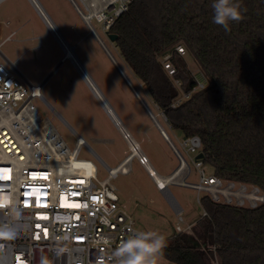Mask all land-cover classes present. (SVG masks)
<instances>
[{
    "label": "trees",
    "instance_id": "obj_1",
    "mask_svg": "<svg viewBox=\"0 0 264 264\" xmlns=\"http://www.w3.org/2000/svg\"><path fill=\"white\" fill-rule=\"evenodd\" d=\"M213 0H133L108 34L148 100L182 138L201 141L202 163L223 181L264 194V0H242L230 31L213 23ZM181 44L209 86L171 108L178 91L159 58L170 61L184 92L196 81L174 48ZM147 104V102H145ZM148 105V104H147ZM149 106V105H148ZM168 133V132H167ZM205 216L167 238L175 264H264V204L251 209L201 200Z\"/></svg>",
    "mask_w": 264,
    "mask_h": 264
},
{
    "label": "built area",
    "instance_id": "obj_2",
    "mask_svg": "<svg viewBox=\"0 0 264 264\" xmlns=\"http://www.w3.org/2000/svg\"><path fill=\"white\" fill-rule=\"evenodd\" d=\"M3 1L0 0V4ZM70 2L93 35H97L92 28V21L108 33L115 20L128 10L133 0ZM9 25V22L5 23V26ZM14 34L11 32L3 42L10 40ZM174 51L181 56L186 53L181 44ZM170 58L171 53H167L159 60L178 91L171 103V108L175 109L194 93L205 89L206 85L196 82L197 85L190 92L182 91L181 82L174 78L176 70ZM10 64L13 65L0 51V176L9 177L0 179V202H10L22 209L26 233L8 244L7 254H0V264H68L69 258L72 264H109L111 250L131 235L128 228L141 230L119 204L117 188L112 181L121 173L113 172L114 167L103 161L66 124L76 139L74 147L70 148L51 122L43 118L32 103L33 99L38 98L54 110L42 96L43 82L35 85L24 76L25 79H22ZM179 144L187 155H194L191 162L199 175V183L186 182L190 168L180 150L175 147L178 150L177 154L174 152L178 167L187 169L179 183L181 186L208 194L216 204L230 205L234 198L239 201L236 197L238 192L234 191V182L223 181L212 173L206 175L205 165L201 159H196L201 152L199 137L182 138ZM81 149H85L99 163L106 172L105 177L99 176L93 160L80 157ZM132 154L154 181L149 171V166L152 167L149 158L137 144ZM226 182L227 187H223ZM253 188L255 194L261 193L257 187ZM246 190L242 188L239 193L244 195ZM257 197L249 208L264 204V194ZM196 200L201 206L198 195ZM166 201L177 215H181L182 209L177 203L178 208H175ZM240 202L235 206H243L244 201ZM76 204L80 207L66 206ZM205 215L203 211L202 216ZM3 219L4 216L0 215V220ZM179 222H182L181 217ZM189 226L183 229L177 226L176 233L185 234ZM105 241L109 243L105 244ZM60 248H67L68 251L60 253Z\"/></svg>",
    "mask_w": 264,
    "mask_h": 264
},
{
    "label": "rangeland",
    "instance_id": "obj_3",
    "mask_svg": "<svg viewBox=\"0 0 264 264\" xmlns=\"http://www.w3.org/2000/svg\"><path fill=\"white\" fill-rule=\"evenodd\" d=\"M39 1L45 13L49 15L47 16L66 37L70 47L74 46L75 56L102 91L125 128L136 136L141 130L137 123V115H134L136 113L129 107L132 98L128 96V86L123 84L121 79L130 86L131 91L135 90L139 93V98L144 105L147 102L149 105H145L147 112L155 117L166 134L168 132L174 146L184 156L190 168V175L186 182L199 183V175L191 162L194 155H187L180 147L181 133L170 129L159 109L148 100L143 86L124 63L115 44L108 39L107 33L103 32L95 21L91 22L94 32L113 55L127 81L113 64L107 51L89 32L90 29L88 30L87 26L80 23V16L69 0ZM6 22L10 25L5 26ZM12 31H16L12 38L3 42ZM0 51L27 80L35 85L42 83L64 57L61 45L28 0H5L0 4ZM182 57L195 81L208 87L209 80L204 76L194 58L187 51ZM133 86L135 89H132ZM41 93L54 110L38 98L32 101L34 107L43 118L51 122L70 148L74 147L76 139L66 124L75 130L110 167H117L132 154L130 143L107 116L76 67L69 60H65L44 83ZM139 144L158 175L169 176L178 166L176 154L166 144L150 145L145 139ZM80 157L93 160L99 176H106V172L85 149L80 150ZM126 170V173L119 174L112 183L117 188L119 204L135 220L141 230H157L166 238H170L177 232V226L183 229L187 225L194 224L202 215L204 210L197 203L196 197L198 195L199 199L203 200L207 194L197 193L194 189L179 184L187 173V169L183 170L174 183L168 185V192L172 194V198L182 209L181 215L173 211L165 199L164 192L157 189L154 181L138 164L135 157H132ZM204 170L206 175L212 173L208 166H205ZM223 187H227V182ZM242 188L247 189L244 195L239 193ZM254 189L252 186L235 183L234 191L238 192L236 197L239 201L234 198L230 205L235 206L243 200L244 204L241 207L249 208L250 203L255 201L253 197L259 198L257 196L262 195L261 193L255 194ZM180 217L181 223L179 222ZM161 264L175 263L163 258Z\"/></svg>",
    "mask_w": 264,
    "mask_h": 264
},
{
    "label": "clouds",
    "instance_id": "obj_4",
    "mask_svg": "<svg viewBox=\"0 0 264 264\" xmlns=\"http://www.w3.org/2000/svg\"><path fill=\"white\" fill-rule=\"evenodd\" d=\"M212 9L213 23L222 26L226 32L231 30L230 22L243 20L247 11L243 8L242 0H213ZM0 215L4 216L0 220V254L6 255L8 244L26 233L25 221L22 209L10 202H0ZM128 231L131 235L111 250L109 264H161L167 248L166 236L157 230H137L129 227ZM108 243L105 241V244ZM66 251L67 248L59 249L60 253ZM68 264H72L71 258Z\"/></svg>",
    "mask_w": 264,
    "mask_h": 264
},
{
    "label": "bare ground",
    "instance_id": "obj_5",
    "mask_svg": "<svg viewBox=\"0 0 264 264\" xmlns=\"http://www.w3.org/2000/svg\"><path fill=\"white\" fill-rule=\"evenodd\" d=\"M29 1L33 5V7L36 9V11L40 15V17L42 18L44 23L50 29L52 34L55 36V38L57 39L59 44L61 45V47H62V49L64 51V57H66V60H69L76 67L77 71L79 72L81 77L84 79L85 83L87 84L89 89L92 91L93 95L95 96L97 101L100 103V105L104 109V111L107 114V116L114 123V125L123 133L125 131V129L123 128V126L121 124V121L119 120L118 116L115 114L114 109L111 108V106H110L109 102L107 101V99L105 98V96L102 94V92L99 90V88L94 84V82L92 81V78L89 76V74L83 68L81 63L78 61L77 57L73 54L72 48L67 43L63 42L60 39V36H59V33H58L57 29L54 27V24L49 19V17L46 15V13L44 12V9L41 7L39 2L37 0H29ZM94 36L96 37L98 42H102V40L98 37V35H94ZM103 47L107 51L108 56L112 60L113 64L118 68L119 72H123L121 70V68L119 67L118 63L115 61L113 55L110 54V52L106 49L104 44H103ZM131 147H132V150H133L134 149V145L133 146L131 145ZM129 162H130L129 159L124 160L120 165H118L117 167L112 168L113 172L126 173V171H127L126 168H127L128 164H129ZM184 169L185 168L183 166H181L176 171V173L173 176L170 177V175L169 176H160V175H158L154 171V169L149 166L150 175H152V177L154 178V181H155L156 185L158 186L159 189H161V191L164 192V194L166 195V199L175 208H177V205H176V202L174 201V199L172 198V196L170 195V193L168 192V185L171 184V183H174L175 180L182 174ZM161 184L163 185V187H161ZM253 199L256 200L255 197H253ZM190 227L191 226H189L188 229H190ZM188 229H186V230H188Z\"/></svg>",
    "mask_w": 264,
    "mask_h": 264
},
{
    "label": "crops",
    "instance_id": "obj_6",
    "mask_svg": "<svg viewBox=\"0 0 264 264\" xmlns=\"http://www.w3.org/2000/svg\"><path fill=\"white\" fill-rule=\"evenodd\" d=\"M29 1V0H28ZM38 2H39V4L41 5V7L44 9V7L42 6V4L40 3V1L39 0H37ZM30 2V1H29ZM69 2H70V0H69ZM71 3V2H70ZM72 4V3H71ZM32 5V4H31ZM33 6V5H32ZM73 6V5H72ZM74 8V7H73ZM74 10H75V8H74ZM44 12H46L45 11V9H44ZM77 13V12H76ZM78 14V13H77ZM39 15V14H38ZM46 15H48L47 13H46ZM49 16V15H48ZM49 19H51L50 17H49ZM79 19H80V23L81 24H83V25H85L84 24V22L82 21V19L79 17ZM53 22V21H52ZM53 24L55 25V23L53 22ZM47 26V25H46ZM86 26V25H85ZM56 29H58L57 28V26L55 25L54 26ZM88 28V27H87ZM50 30V29H49ZM88 30H89V28H88ZM58 31V33H59V36H60V39L63 41V42H65V43H67L68 44V41H67V39H66V37L59 31V29L57 30ZM12 32H16V31H12ZM89 32L91 33V34H93L90 30H89ZM63 38V39H62ZM94 38H95V36H94ZM96 39V38H95ZM65 40V41H64ZM100 43V45H101V47H103V43L102 42H99ZM98 43V44H99ZM69 45V44H68ZM70 46V45H69ZM72 47V52H73V54L75 55V52H74V46H71ZM100 47V48H101ZM104 48V47H103ZM105 49V48H104ZM102 50V49H101ZM78 59V58H77ZM78 61H79V59H78ZM80 62V61H79ZM81 63V62H80ZM81 65H82V63H81ZM83 66V65H82ZM83 68H84V66H83ZM85 69V68H84ZM86 70V69H85ZM86 72L88 73V71L86 70ZM89 74V73H88ZM89 76H90V74H89ZM91 77V76H90ZM92 78V77H91ZM92 81H94V80H92ZM121 81L123 82V84H125L126 86H128V89H129V93H128V96L130 97V98H132L131 99V103H130V106L129 107H131V110L133 109V112L134 113H136V114H134V115H137L136 116V119L138 120V124L140 125V127H141V130H140V132H139V134L136 136V135H134L132 132H130L128 129H126L125 128V126H124V124H122V122H121V124H122V126H123V128L125 129V131L129 134V136L131 137V139L134 141V143L135 144H137L138 146H139V148H141L142 149V147L140 146V142L142 141V140H147V141H149V144L150 145H158V144H166V146L173 152V149H172V147H171V145H170V143H169V141L173 144V142L171 141V139H170V137H169V134L167 133V136H168V139H166L162 134H161V132H160V130L158 129V127L156 126V124H155V122L153 121V119L151 118V116L149 115V113L147 112V110L145 109V107L143 106V104L139 101V99L138 98H136L137 96L136 95H134L135 93H134V91L132 90L131 91V89H130V86L129 85H127V83L124 81V80H122L121 79ZM94 84L96 85V83L94 82ZM97 86V85H96ZM142 86V85H141ZM98 87V86H97ZM132 88V87H131ZM132 89H135L134 88V86H133V88ZM100 90V89H99ZM101 91V90H100ZM102 92V91H101ZM138 95H139V93L138 92H136ZM103 94V93H102ZM136 96V97H135ZM139 97H140V95H139ZM146 105V104H145ZM155 105V104H154ZM158 109V108H157ZM159 112H161L160 110H159ZM158 142V143H157ZM161 142V143H160ZM173 146H174V144H173ZM142 151L144 152V150L142 149ZM145 153V152H144ZM146 154V153H145ZM161 176V175H160ZM206 194V193H205ZM207 196H208V194H207ZM191 225H195V222H194V224H191Z\"/></svg>",
    "mask_w": 264,
    "mask_h": 264
},
{
    "label": "water",
    "instance_id": "obj_7",
    "mask_svg": "<svg viewBox=\"0 0 264 264\" xmlns=\"http://www.w3.org/2000/svg\"><path fill=\"white\" fill-rule=\"evenodd\" d=\"M72 5L74 6V4L72 3ZM107 37H108V39L111 41V42H114L115 41V39L117 38V36L116 35H114V34H108L107 33ZM63 39V38H62ZM65 41V40H64ZM66 60V57H63L60 61H59V63L54 67V69L50 72V74L46 77V79L43 81V84L52 76V74L58 69V67L64 62ZM10 66L12 67V69L14 70V71H16V73H18V75H20L21 76V78L22 79H25L24 77H23V75H22V73L18 70V69H16L15 68V66L14 65H11L10 64ZM120 73H122V76L124 77V79L127 81V79H126V76H124V73L123 72H120ZM134 91V93H135V95L137 96V98L139 99V101L143 104V106L146 108V106L144 105V103L142 102V100H140V98H139V96H138V94L136 93V91L135 90H133ZM149 115L151 116V118L153 119V121L155 122V124H156V126L158 127V129L160 130V132H161V134H163V136L166 138V139H168V136H167V134H166V132L163 130V128L159 125V123L155 120V117L149 112ZM123 136H124V138L130 143V145H134V147H135V143H134V141L131 139V137L129 136V134L127 133V132H123ZM169 143H170V145H171V147H172V149H173V151L177 154V152H178V150L175 148V146H173V144L169 141ZM132 157H133V154H131L127 159H129V160H131L132 159ZM203 158V154L200 152L197 156H196V159H202ZM179 169V167L177 166L176 167V169L170 174V177L171 176H173L175 173H176V171ZM172 195V194H171Z\"/></svg>",
    "mask_w": 264,
    "mask_h": 264
},
{
    "label": "snow or ice",
    "instance_id": "obj_8",
    "mask_svg": "<svg viewBox=\"0 0 264 264\" xmlns=\"http://www.w3.org/2000/svg\"><path fill=\"white\" fill-rule=\"evenodd\" d=\"M8 171H10V170H8ZM8 178L9 177H7V176H0V179H8ZM43 178L46 179V177H43ZM66 206H68V207H80V205H78V204H76V205H66Z\"/></svg>",
    "mask_w": 264,
    "mask_h": 264
}]
</instances>
